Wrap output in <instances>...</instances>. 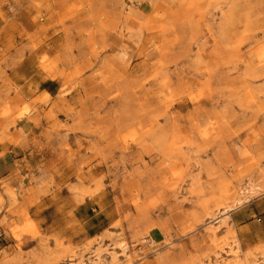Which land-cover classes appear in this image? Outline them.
Segmentation results:
<instances>
[{
	"label": "rangeland",
	"instance_id": "374dc122",
	"mask_svg": "<svg viewBox=\"0 0 264 264\" xmlns=\"http://www.w3.org/2000/svg\"><path fill=\"white\" fill-rule=\"evenodd\" d=\"M30 4L23 19L9 4L5 19L22 21L58 96L79 97L55 124L54 106L38 105L79 161L67 186L114 221L86 239L90 220L69 222L57 239L25 210L0 220L19 264H264V240L244 241L237 225L249 208V231L264 228V0H97L87 19H49L47 0ZM3 74L1 130L42 99L15 104Z\"/></svg>",
	"mask_w": 264,
	"mask_h": 264
},
{
	"label": "crops",
	"instance_id": "0c3cea01",
	"mask_svg": "<svg viewBox=\"0 0 264 264\" xmlns=\"http://www.w3.org/2000/svg\"><path fill=\"white\" fill-rule=\"evenodd\" d=\"M96 1L47 0L50 10L46 17L87 19L90 18L89 9L94 7ZM9 4L17 9V17L22 19L27 18L25 8L31 5L30 0H0V73L3 72V77L8 78L13 84V91L16 92L11 99L15 104L21 105L37 97L42 99L33 103L31 106L33 111L29 115L16 120L17 127L0 129V136L7 137L0 141V196L4 202L0 209V220H10L11 217L20 215L25 210L39 232L46 237L62 239L69 238L62 234L70 230L69 222L79 227L81 221L85 224L84 219L88 218L90 223L87 229H84L83 239H86V234L87 237H95L108 229L114 219L104 213L94 214L96 208L91 198L75 202L81 196L69 191L67 184L74 181L71 180L74 172H70V169L76 168L79 161H71L65 155L66 150L62 148L63 146L55 142L58 137H62L61 131H56L57 129L50 123H46L42 113L38 111V105L43 108L53 105L57 115L56 119H53L55 124L54 122L60 119L56 109L61 104L70 103L79 97L58 96L63 88L62 82L58 78L48 77L39 68L37 50L25 49L26 42L21 27L18 26L22 21L5 19L6 7ZM72 8L76 9V15H73V11H68ZM22 54H24L23 58H21ZM2 86L0 81V88ZM45 136L48 139L45 140ZM39 166L44 172L36 171ZM29 185L32 187L29 188ZM12 194L18 202L10 206L9 195ZM56 201L62 202L59 204ZM242 215H245V218L238 221L237 225L238 231L243 233V240L248 243L258 239L264 240L263 227L259 229L258 235L249 231L255 222L253 219L255 213H252V209H245L240 216ZM74 230H77V227ZM157 234L159 237L161 232L158 231ZM0 235V263H21L23 252L18 249L16 241L1 227ZM155 238L153 237L154 241ZM46 243L50 246V240L47 239ZM35 244L37 245V242ZM69 260L70 264H84L74 255Z\"/></svg>",
	"mask_w": 264,
	"mask_h": 264
}]
</instances>
